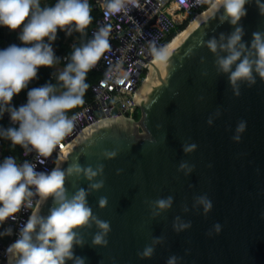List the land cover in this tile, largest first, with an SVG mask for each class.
I'll return each mask as SVG.
<instances>
[{
  "label": "water",
  "instance_id": "obj_1",
  "mask_svg": "<svg viewBox=\"0 0 264 264\" xmlns=\"http://www.w3.org/2000/svg\"><path fill=\"white\" fill-rule=\"evenodd\" d=\"M246 9L240 23L244 40L250 42L254 31H264V0H249ZM231 31L232 25L219 22V13H210L169 51L167 65L154 67V78L136 102L140 121L120 117L93 125L60 162L59 168L77 158L82 165L104 164L105 187L93 192L88 203L96 216L110 222L111 231L106 247L91 245L95 227L81 232L86 244L74 253L85 264H166L172 255L178 264H264V81L257 77L253 87L242 85L241 95L235 96L227 77L216 75L212 54L200 44ZM217 109L221 115L214 117ZM209 117H214L211 125ZM2 118L11 123L7 112ZM240 120L247 126L237 142L232 137ZM185 142L197 148L185 153ZM114 149L119 152L115 159H101L103 151ZM181 161L195 165L194 171L178 172ZM117 169L123 170L120 175ZM74 182L66 184L70 195ZM75 183L88 186L86 180ZM204 194L213 203L206 214L193 209V198ZM169 195L174 197L172 208L153 219L146 201ZM100 196L108 198L103 209ZM185 204L188 213L182 210ZM51 205L49 198L40 214L47 216ZM176 216L191 221V228L174 231ZM217 223L219 232L213 229ZM159 236L165 240L152 257L137 256Z\"/></svg>",
  "mask_w": 264,
  "mask_h": 264
},
{
  "label": "clouds",
  "instance_id": "obj_2",
  "mask_svg": "<svg viewBox=\"0 0 264 264\" xmlns=\"http://www.w3.org/2000/svg\"><path fill=\"white\" fill-rule=\"evenodd\" d=\"M249 0H212L211 14L219 13V22L233 26L230 33L221 32L219 36L202 39L200 44L212 54L216 75H224L235 96L241 95L242 85L248 88L257 83V77L264 81V31H254L251 41H245L242 18L247 16L246 5ZM139 6V0H104L102 5L105 17L117 14L127 15ZM222 10V11H221ZM92 8L89 0H56L51 6H42L41 0H0V28L10 32L19 30L20 45L11 44L0 50V116L7 112L12 126L0 127V138L20 146L25 153L35 152L37 157L51 156L65 137L74 128L76 116L67 115L72 109L82 106L84 95L89 87L87 75L111 50L109 41L111 25H101L93 32V37L79 46L73 45L70 57L63 58L65 67L58 69L53 76L56 83L47 82L27 92V102L18 108L12 105L13 98L19 95L33 80L37 79L40 68H54L61 62L53 48L58 31L71 36L73 32L82 36L92 24ZM264 15V9L261 10ZM22 45V46H21ZM192 50H189V55ZM150 55L153 61L167 65L171 53L168 46L157 47L150 42ZM202 63H205L202 58ZM207 76V70L202 72ZM200 99H203L201 97ZM217 109L214 117H219ZM209 117L207 124H213ZM18 124V127L15 125ZM247 122L240 120L236 125L234 141L241 139L240 133L246 129ZM153 143H155L153 141ZM197 148L195 143L185 142L182 150L191 153ZM118 150H105L102 160H113ZM195 165L181 161L177 171L185 175L194 171ZM122 169H117L120 175ZM72 179L75 182L86 180L87 188L77 186L70 195L66 186ZM105 187L104 164L82 165L79 158L68 164L67 168L55 167L51 171H36V164L24 161L18 164L14 157H7L0 163V225L7 220L15 221L22 210H31L27 221L21 226L18 238L8 246L12 264H85V258L76 256L75 247H83L86 241L81 235L84 229L96 231L92 234L93 247L108 245L107 236L111 231L109 221L96 216L88 203L93 192ZM38 198V199H37ZM52 199L47 216L40 214L41 206ZM193 209H201L206 214L213 208L207 194L193 198ZM153 219L161 217L170 210L174 197H158L146 201ZM108 198L100 196L98 206L103 209ZM184 213L188 206H182ZM191 221L180 216L173 220V230L182 231L191 228ZM222 226L213 225L216 232ZM12 234L5 229L0 236ZM211 235V231L208 233ZM165 237H152L144 248L137 252L140 258H150L156 247L164 243ZM178 257L170 256L166 264H178Z\"/></svg>",
  "mask_w": 264,
  "mask_h": 264
},
{
  "label": "built area",
  "instance_id": "obj_3",
  "mask_svg": "<svg viewBox=\"0 0 264 264\" xmlns=\"http://www.w3.org/2000/svg\"><path fill=\"white\" fill-rule=\"evenodd\" d=\"M103 3L104 0H95V7L100 15L90 29L89 40L101 25H111V50L105 53L94 68L102 73V77L91 86V101L69 116L77 117L73 131L56 146L51 156L37 157L34 151L26 154L22 148L21 155L16 160L18 164L27 160L36 164V171H51L59 166L77 137L93 125L120 117L134 120L139 93L154 66L150 55V42L157 47L168 46L182 33L179 27L190 16L195 15L194 21L205 12L202 11L207 0H139V6L127 15L121 13L111 17H105ZM174 33L172 40L167 42ZM54 51L56 53L55 48ZM59 57L62 60L65 58ZM0 155V163L11 156L3 157L2 148ZM31 211H35V207L22 210L15 221L9 219L0 225V233L5 229H12L11 235L0 236V264H11L10 254L6 250L18 238L20 228Z\"/></svg>",
  "mask_w": 264,
  "mask_h": 264
},
{
  "label": "trees",
  "instance_id": "obj_4",
  "mask_svg": "<svg viewBox=\"0 0 264 264\" xmlns=\"http://www.w3.org/2000/svg\"><path fill=\"white\" fill-rule=\"evenodd\" d=\"M211 2H212V0H207V3L204 6L202 12H204V11H206V10H208L210 8ZM89 4L91 5V8H92L91 15L93 17L92 23L94 24V22L97 20L96 16H95V14L97 13L96 12L97 10L94 9L95 0H89ZM194 16H195L194 14L192 16H190V18H188V20L182 26L179 27V30L181 32H183L184 30L187 29L189 23L191 21H193ZM91 27H92V25L86 30V35H83V36L81 34H79V33L73 32L71 34L72 38L71 39L69 38L71 43H75L74 45L78 46L81 43L86 42L87 40H89ZM174 35H175V33L172 34L168 38L167 42H170L172 40V38L174 37ZM61 38H62V35L58 31L57 39H56L55 42H53V47L57 49L56 52H58V54H60L59 52H65V50H61L60 49V45L57 42L58 40L61 41L62 40ZM11 44H17V45L21 44V42L18 39V35H16L13 32H10L7 28H0V50L7 48ZM72 50H73V47L70 49V53L69 52L66 53L68 55V57H70V54H71ZM51 74H52V72H51L50 68H43V67L40 68L39 71H38L37 79H35L32 82H30L29 85H28V88L24 89L20 93L22 104L15 100V98H16V96H15L13 98L12 105L18 108L19 106L25 104L27 102V92L31 88L40 87V86L44 85L47 82L56 83L55 78H52ZM101 77H102V73L99 72V71H96L94 69L88 73L87 79H86V83L89 85V87H88V89H87V91H86V93L84 95V103H83L82 106H78L77 108L72 109L70 112H68L67 113L68 116H70L73 113H75L76 111L80 110L86 103L91 101V99H92L91 86L94 83H96ZM133 118L137 122L140 121V119H141V111H140L139 108H138V110L135 113ZM9 126H12V124L10 122H8L7 120L3 119L2 116H0V127L7 128ZM0 142L2 143L1 148H2V152H3V157H7V156L11 155L16 160H18V158L21 155V150L22 149H20V150L16 149L15 148L16 146H13L10 141H8L6 139H3V138H0ZM4 145L7 146L6 149L3 148ZM10 147H13V150Z\"/></svg>",
  "mask_w": 264,
  "mask_h": 264
},
{
  "label": "crops",
  "instance_id": "obj_5",
  "mask_svg": "<svg viewBox=\"0 0 264 264\" xmlns=\"http://www.w3.org/2000/svg\"><path fill=\"white\" fill-rule=\"evenodd\" d=\"M56 3V0H41V4H42V6H45V5H47V6H51V5H54ZM94 9L95 10H97L96 12V14H95V16H96V19L99 17V15H100V11L96 8V7H94ZM91 25H93V23L91 24ZM90 25V26H91ZM60 33H61V35H62V40L60 41V40H58L57 42L59 43V45H60V49L61 50H65V52H59L60 54H58V52H56V56L57 57H59V56H62V57H68V55L66 54L67 52H69L70 53V49L73 47V45L75 44V43H71V41H70V39L72 38L71 36H69V35H67L64 31H59ZM13 33H15L16 35H19V30L18 31H16V32H13ZM70 38V39H69ZM79 46V45H78ZM56 49V48H55ZM57 50V49H56ZM59 55V56H58ZM65 64H66V61L65 60H62L61 59V62L58 64V65H56L54 68H50L51 69V72H52V74H51V77L52 78H55L54 76H53V73H55L58 69H62L63 67H65ZM15 100L17 101V102H19V103H21L22 104V100H21V96H20V94L19 95H17L16 96V98H15ZM7 148V146L4 148V149H6Z\"/></svg>",
  "mask_w": 264,
  "mask_h": 264
},
{
  "label": "bare ground",
  "instance_id": "obj_6",
  "mask_svg": "<svg viewBox=\"0 0 264 264\" xmlns=\"http://www.w3.org/2000/svg\"><path fill=\"white\" fill-rule=\"evenodd\" d=\"M211 13V7L205 11L204 13L200 14L187 28V30H184L182 33H180L178 36H176V38L168 45V49L169 51L180 41L184 40L186 34L194 27L198 26L201 22H203L206 17ZM154 66H153V70L148 78V80L146 81L144 87L142 88V90L140 91L139 93V98L141 99L143 96H144V93L147 89V86H148V82L150 80H152L155 76V71H154V67H158L159 66V63H156V62H153Z\"/></svg>",
  "mask_w": 264,
  "mask_h": 264
},
{
  "label": "rangeland",
  "instance_id": "obj_7",
  "mask_svg": "<svg viewBox=\"0 0 264 264\" xmlns=\"http://www.w3.org/2000/svg\"><path fill=\"white\" fill-rule=\"evenodd\" d=\"M195 21H196V20H195ZM195 21H194V22H195ZM188 28H189V27H188ZM188 28H187V29H188ZM187 29H186V30H187ZM5 147H6V146L4 145L3 148H5ZM10 148L13 150V147H10ZM15 148L18 149V150L22 149L20 146H16Z\"/></svg>",
  "mask_w": 264,
  "mask_h": 264
}]
</instances>
